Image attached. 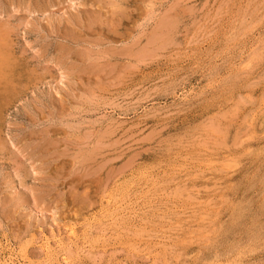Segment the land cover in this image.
Listing matches in <instances>:
<instances>
[{
    "label": "rangeland",
    "instance_id": "obj_1",
    "mask_svg": "<svg viewBox=\"0 0 264 264\" xmlns=\"http://www.w3.org/2000/svg\"><path fill=\"white\" fill-rule=\"evenodd\" d=\"M0 264H264V0H0Z\"/></svg>",
    "mask_w": 264,
    "mask_h": 264
},
{
    "label": "bare ground",
    "instance_id": "obj_2",
    "mask_svg": "<svg viewBox=\"0 0 264 264\" xmlns=\"http://www.w3.org/2000/svg\"><path fill=\"white\" fill-rule=\"evenodd\" d=\"M258 140V139H257ZM259 142V141H258ZM231 154V153H230ZM233 155V154H232ZM73 231V230H72ZM72 231H71V234H72ZM68 236V235H67ZM73 236V235H72ZM60 240V239H59ZM60 244V243H59ZM54 249V248H53ZM29 257V256H28ZM59 258V257H58ZM62 258V256H61ZM65 259V258H64ZM62 260V259H61ZM60 261V260H59ZM66 261V260H65Z\"/></svg>",
    "mask_w": 264,
    "mask_h": 264
}]
</instances>
